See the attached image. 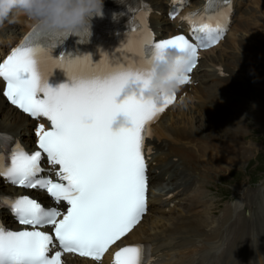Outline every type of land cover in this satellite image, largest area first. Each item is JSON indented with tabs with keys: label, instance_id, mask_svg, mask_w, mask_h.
<instances>
[{
	"label": "snow or ice",
	"instance_id": "obj_1",
	"mask_svg": "<svg viewBox=\"0 0 264 264\" xmlns=\"http://www.w3.org/2000/svg\"><path fill=\"white\" fill-rule=\"evenodd\" d=\"M223 30L221 14L215 24L193 20L192 36L199 43L184 34L154 40L141 33L135 43L139 55L124 62L108 56L94 61L91 55H53L52 41L81 35L87 27L77 32L37 28L12 50L0 63L3 94L31 117L47 118L51 126H36L38 150L31 152L11 134L0 133V175L14 185L46 191L54 206L29 195L0 197V205L10 207L26 226L11 230L0 221V264H64L65 252L100 261L110 245L141 221L147 211V126L175 93L157 103L154 97L124 95V86L133 78L147 84L155 54L169 45L190 51L183 84L188 82L198 49L215 44ZM57 68L65 71L68 82L52 87L49 79ZM119 113L128 122L116 128L113 117ZM45 159L51 167L43 166ZM44 226L50 231L41 230ZM113 264H145L144 246L120 247Z\"/></svg>",
	"mask_w": 264,
	"mask_h": 264
},
{
	"label": "bare ground",
	"instance_id": "obj_2",
	"mask_svg": "<svg viewBox=\"0 0 264 264\" xmlns=\"http://www.w3.org/2000/svg\"><path fill=\"white\" fill-rule=\"evenodd\" d=\"M193 1L197 3L203 0ZM155 2L162 3V0H155ZM248 11L247 9L244 10L245 17H247ZM183 13L184 11L181 14ZM181 14L177 17H180ZM23 15L22 12H15L12 18L14 22H19L21 25L10 27L8 29L10 31L7 29L0 30L1 37L9 34L5 44L9 41L13 43L19 30H23L22 25L26 26V32L30 24L33 23L26 15L25 18L22 17ZM244 20L238 24L239 27L240 25L243 28L246 26L242 23ZM7 22L4 21L0 25L3 26ZM175 23H178V18L175 19ZM232 28L227 37L235 36V27ZM224 41L220 42L217 46L218 49L222 47ZM225 47L227 50L230 48L228 45ZM238 47H241V44ZM219 59L222 58L215 57L209 61L207 73L202 75L203 81L200 90L208 97L209 104H215V110L226 102V99H223V93L234 97L236 95L234 89L239 88L238 83L243 81L239 75H236V79L229 82L234 76L233 68L236 65L230 70V76L224 80L214 76L213 69L209 68L212 67L214 61ZM228 64L231 63L228 62ZM209 82H212V85H208ZM204 84H207L206 88L203 87ZM194 87L195 85H193ZM215 94L218 99H216ZM200 103L197 106L200 108L198 109L199 112L209 116L210 112L214 111V109L206 107L208 103L202 104L201 101ZM239 104L238 102L237 104L229 103L230 109L220 114L223 117L214 116L206 122L195 115L193 110L196 107L195 104L190 107H182L177 102L162 116L158 125L150 127L149 133L154 132V138L149 141L155 147V153H158L160 160L154 165V176L150 179L151 195L148 213L129 233L127 240L150 241L153 244V252L159 260L158 264H215L218 254L225 249L227 252L222 257L226 263L233 258L230 264H253L254 260L258 259V255L254 254L257 246L251 238L254 234L257 235L256 242L260 243V248L264 250V219H252V217H259L260 215L257 208L258 202L252 201L245 206V210L248 209L250 215L242 220L244 213L238 210L235 205L225 203L224 206L223 204L220 206V202L217 200H206L204 197L206 192L195 193L206 185V182L201 181L199 175L195 174V169L199 165L206 168V179L210 182L211 178L214 177L212 170L225 171L227 166L222 164L224 161L234 165L244 164L243 162L248 159L254 146H256L251 141L247 143L246 136L242 138L247 133L243 132L241 126H235L233 132L225 133V136L222 135L223 132L228 131L226 126V129L223 128L224 123L229 126L231 122L230 116L225 114L228 111H234ZM256 106L259 105L256 104ZM29 120L27 115L9 105L0 92V130L12 132L19 135L27 143L31 141L33 143L34 136L30 132L31 129H28L29 133L24 129V125L28 124ZM253 121L256 124H262L261 118L258 116H255ZM160 135H170L172 140L161 141ZM211 140H213L212 152L214 154V150H216V155L214 154L213 158L201 159L203 143H210ZM175 164L176 166L173 168ZM182 168L186 169V175L183 177L184 181H178L171 169L179 172ZM230 170L231 168L228 169V171ZM165 181H167V185H164ZM156 186L161 187L158 197L154 196L153 193ZM9 190L11 188L0 180V191ZM169 194H172V197H168ZM219 207L222 208V211L216 218L214 212H217ZM236 212L241 218H238V221H231V217ZM3 214L6 215L7 212L3 211ZM66 264L97 263L84 259H72L71 261L68 260Z\"/></svg>",
	"mask_w": 264,
	"mask_h": 264
},
{
	"label": "rangeland",
	"instance_id": "obj_3",
	"mask_svg": "<svg viewBox=\"0 0 264 264\" xmlns=\"http://www.w3.org/2000/svg\"><path fill=\"white\" fill-rule=\"evenodd\" d=\"M249 1H255V0H249ZM257 5H259V3ZM257 5H253L252 7L247 8V10H249L247 17H245L246 19L242 22L246 24V26L243 28L241 25L240 27L238 25L239 27L238 31L239 32L241 31L239 33V36H242V40L238 39L235 41L236 43H233L235 36L231 38L227 37V39L222 44V47L217 49L221 53L224 52V57L225 54L229 52L228 54L231 56L233 60L236 59V61L240 62V64L242 63L243 65L242 64L241 65L245 67L243 73L237 72L236 74L239 75L241 79H243L241 83H238L239 88L234 89V91L236 92L234 93L236 94L234 97L240 98L238 101L234 102V104H237V102L240 104L238 107L234 109V111H228L225 114L230 116L231 122L229 126L224 123L223 128L224 129L227 128L228 131L223 132L222 135L225 136V133L233 132V128L235 126H241L243 128V132L247 133L244 134L242 138L246 136L245 137L247 140L246 142L248 143L249 141H251L252 143H255L256 146H254V149L250 153L248 159H246L243 162L244 164L234 165L224 161L222 164L227 166L225 171L219 172V171H213L211 169L214 177L211 178L210 182L208 181V179H206V174H205L206 168L203 167V165L201 166L199 165V167L195 169V174L199 175V179L203 182H206V185L203 186V189L201 190H197V191L193 190L195 191V193H200L201 191L206 192V194H204V197L208 201H213V200L215 201L217 199L219 201L220 196H223L224 199L222 200V204L229 203L240 206L241 212L243 213H245V211L242 209L243 207L241 208V203L244 201V197L256 191L261 194L263 193V188H264V171L263 172L260 171L261 169L264 168V113H262L264 112V14L259 11V6ZM22 17L25 18V15H23ZM6 21H8L7 24H4L3 26L0 25L1 27L0 30L1 29L8 30L12 26L14 27L16 25L17 26L21 25L19 22H14L10 20H6ZM257 26H260L258 31H256ZM234 27L236 28L235 25ZM7 38H9V34H5L2 37L0 36V44H1L0 53L1 51L4 50V47L1 46L5 45L4 42L6 41ZM245 39H247L248 42H244ZM240 44L241 47H238ZM226 45L230 46L228 50L225 47ZM229 49L231 50L229 51ZM212 52L213 50L209 51V53ZM212 58L215 57H211L209 61H211ZM244 64L247 65L245 66ZM235 68H233V71L236 70ZM193 97H194L193 94L189 93L188 99L192 101ZM217 97L218 96H216V99H218ZM200 101L202 102V104L208 103V105H206L207 108L214 109L215 104L214 105L209 104L208 97L206 96H204L200 100H195L194 103L193 102L189 103L188 107L195 104L196 107L193 108V110L195 111V115L199 119L208 122L210 117H208L205 113H201L198 111V109L200 108H197V106L198 103H200ZM229 102L230 100L226 101L223 106L217 109L218 111L216 116L230 109L231 106H229ZM184 104H187V101L186 102L184 101ZM256 104H258L259 106H256ZM220 116L223 117V115ZM255 116L261 118L262 124H256L253 121ZM25 125H24V129H25ZM25 131L29 133L28 129H25ZM160 136L163 137L164 140L166 139L169 141L172 140V137L170 135L168 136L160 135ZM212 148H213V140H211L210 143H206V144L203 143L202 151H201L203 152V154H201L200 158L201 159L213 158L214 154L216 155L217 151L214 150V154H213ZM175 166L176 164L173 166V168H175ZM230 168L233 169L232 173L231 171L230 173L228 171V169ZM171 170H172V174L178 179V181H184L183 177L186 175V173L184 172L183 168L180 169L179 172H177L175 169H171ZM228 175H232L231 180ZM222 180H230V181H228L229 183H227V182H223ZM237 190L239 191V197H234L235 192ZM243 192L246 193L244 194ZM227 199L230 201H228ZM245 215L248 216V213H245ZM256 237H257L256 234L251 236L252 240L255 241V246H257L254 254L256 256L258 255V259H259L264 256V250L260 248V243L256 242L255 239ZM257 264H264V259L263 261H261V263L257 261Z\"/></svg>",
	"mask_w": 264,
	"mask_h": 264
},
{
	"label": "clouds",
	"instance_id": "obj_4",
	"mask_svg": "<svg viewBox=\"0 0 264 264\" xmlns=\"http://www.w3.org/2000/svg\"><path fill=\"white\" fill-rule=\"evenodd\" d=\"M104 0H0V23L10 20L15 12H22L41 31L77 32L88 28L91 17L102 15ZM191 53L178 45L160 49L151 62V76L147 84L131 79L124 86V95L135 93L154 97L162 103L183 85ZM128 122L123 113L113 117V127L119 128Z\"/></svg>",
	"mask_w": 264,
	"mask_h": 264
}]
</instances>
